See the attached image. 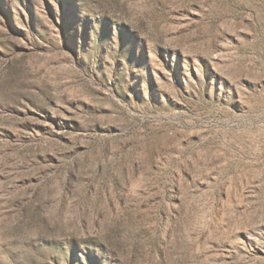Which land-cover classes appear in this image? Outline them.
Wrapping results in <instances>:
<instances>
[{"label":"rangeland","instance_id":"374dc122","mask_svg":"<svg viewBox=\"0 0 264 264\" xmlns=\"http://www.w3.org/2000/svg\"><path fill=\"white\" fill-rule=\"evenodd\" d=\"M0 264H264V0H0Z\"/></svg>","mask_w":264,"mask_h":264}]
</instances>
